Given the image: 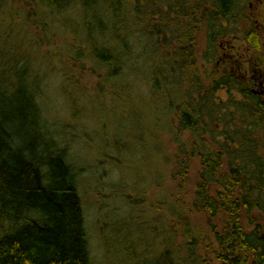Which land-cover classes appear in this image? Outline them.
Masks as SVG:
<instances>
[{
  "label": "trees",
  "instance_id": "16d2710c",
  "mask_svg": "<svg viewBox=\"0 0 264 264\" xmlns=\"http://www.w3.org/2000/svg\"><path fill=\"white\" fill-rule=\"evenodd\" d=\"M27 2L38 12L62 14L78 8L87 55L107 77L116 76L124 64L121 48L126 41L108 42L102 31L106 24L112 37L118 36L119 28L127 33L126 17L137 38L156 39L151 91L173 110L178 129L187 134L177 147L180 157L172 174L176 193L186 183L190 162L197 159L196 185L186 209L218 220V227L210 226L215 259L220 264H264L263 94L235 69L206 86L196 68V34L205 35V62L216 63L225 39L250 19L244 0ZM32 7L25 20L35 24L30 19ZM93 23L100 29L94 35ZM244 38L264 56L254 26ZM35 103L20 73L10 77L0 73V264H91L76 174L64 149L36 132ZM175 200L170 205L180 212L170 220L169 230L183 242L176 252L185 250L190 260L196 230Z\"/></svg>",
  "mask_w": 264,
  "mask_h": 264
},
{
  "label": "rangeland",
  "instance_id": "374dc122",
  "mask_svg": "<svg viewBox=\"0 0 264 264\" xmlns=\"http://www.w3.org/2000/svg\"><path fill=\"white\" fill-rule=\"evenodd\" d=\"M27 1L0 0V73L10 77L16 71L27 80L36 100V132L66 153L82 199L91 264H220L210 232L218 220L186 209L196 185L197 159L190 162L186 183L177 193L172 179L180 157L177 147L187 134L178 129L173 110L151 91L156 39L137 38L126 17L127 33L119 28L112 37L106 24L102 31L108 42L126 41L121 48L124 64L116 76L107 77L87 55L78 8L62 14L38 12ZM244 3L250 19L225 39L216 63L205 62V35L196 34V68L206 86L233 69L246 80L253 69L264 72L262 51L244 38L246 30L258 25L264 44V3ZM30 7L35 24L25 20ZM98 30L93 23V35ZM176 198L187 224L196 230L190 260L185 250L176 252L183 242L169 230L170 220L180 212L170 205Z\"/></svg>",
  "mask_w": 264,
  "mask_h": 264
},
{
  "label": "flooded vegetation",
  "instance_id": "af4514ba",
  "mask_svg": "<svg viewBox=\"0 0 264 264\" xmlns=\"http://www.w3.org/2000/svg\"><path fill=\"white\" fill-rule=\"evenodd\" d=\"M258 2L264 3V0H256ZM254 3L253 2H249L248 5L252 6ZM256 28H258V25H255ZM262 47L264 49V44H262ZM255 65H259L260 61L259 60H255ZM261 67H259V69H253L252 74L250 73L249 78L252 79V85H258L259 89L256 90L257 92H259L260 94L264 95V91L261 92L264 89V72H261Z\"/></svg>",
  "mask_w": 264,
  "mask_h": 264
},
{
  "label": "water",
  "instance_id": "95a60500",
  "mask_svg": "<svg viewBox=\"0 0 264 264\" xmlns=\"http://www.w3.org/2000/svg\"><path fill=\"white\" fill-rule=\"evenodd\" d=\"M263 91H264V89L261 92H263Z\"/></svg>",
  "mask_w": 264,
  "mask_h": 264
}]
</instances>
